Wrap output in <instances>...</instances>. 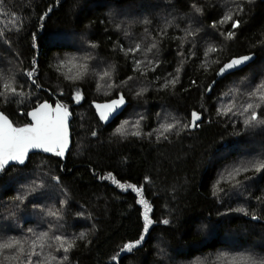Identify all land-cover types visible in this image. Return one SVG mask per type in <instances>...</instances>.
I'll return each instance as SVG.
<instances>
[{"label": "trees", "instance_id": "16d2710c", "mask_svg": "<svg viewBox=\"0 0 264 264\" xmlns=\"http://www.w3.org/2000/svg\"><path fill=\"white\" fill-rule=\"evenodd\" d=\"M243 56L251 59L217 75ZM72 57L87 64L80 80L65 78L79 70L67 63ZM33 66L35 84L25 75ZM0 73L25 93L0 97L14 127L29 124L27 111L42 100L72 112L64 162L34 153L0 172V242L15 238L25 248L17 260L4 259L16 249L0 250V264H27L33 242L34 264L49 256L52 264H156L158 246L181 260L233 252L260 264L240 247L264 243V170H255L264 163V125L246 127L250 113L240 112L259 102L248 93L264 82V0H0ZM118 95L125 107L102 124L91 102ZM226 107L232 112L217 114ZM193 111L199 126L181 131ZM256 111L264 120V106ZM126 120L127 135L116 134ZM175 121L161 136L160 126ZM239 161L246 171L225 173ZM41 232L49 233L43 248ZM57 235L74 247L57 251ZM251 248L264 256V245Z\"/></svg>", "mask_w": 264, "mask_h": 264}, {"label": "snow or ice", "instance_id": "6c2138e0", "mask_svg": "<svg viewBox=\"0 0 264 264\" xmlns=\"http://www.w3.org/2000/svg\"><path fill=\"white\" fill-rule=\"evenodd\" d=\"M198 11V10H197ZM40 19H44L43 16L40 17ZM226 19H231V16L227 17ZM239 26L238 22H235L232 24L233 29L237 28ZM233 36V33L229 32L227 34V38L231 39ZM92 47H95V45H91ZM156 45L153 44L152 48H155ZM141 46L139 44L136 45L135 48H129L125 51V54L127 55L129 52L135 53L140 50ZM124 51V49H121ZM152 49H148V51H151ZM212 51H215V49H212ZM77 58L72 57L68 60V64H71L73 68H79L78 71H76L72 75H65V78L68 80H80L87 74V64H80L76 65L73 63ZM251 57L249 56H243L240 58H233L229 63L225 64L222 68H220V71L217 73V75H224L226 72L232 69L238 68L240 65L245 64L247 61H249ZM137 65V68L139 67L141 61L135 62ZM33 65H35V61H33ZM60 66H65V62L61 61ZM180 69H177V72H179ZM36 72L35 66L32 67L30 71H27L25 73L28 80H30L33 84L36 83L34 79V73ZM111 75L110 72H104L101 76V78L109 77ZM129 79H132L129 77ZM179 77L177 76L176 79H172L166 82L164 87H167L169 84H171L173 87L178 82ZM0 80L3 82L0 83V97L4 98L5 101H7L10 97H21L23 98L25 96V93L22 89H19L15 86V78L8 79L7 77H4L3 73H0ZM193 84H195V81H193ZM112 87V85H110ZM212 85H209V91H211ZM260 89H264V82H262L261 85L258 86L256 90L253 92L248 93V96L250 98H257L259 102H249L246 105L243 106V111L240 112V115H244L245 113H250V115L244 119L243 123L246 127H255V126H261L264 125V120H261L258 116V112L256 109L261 108L264 106V92H261ZM144 91V90H142ZM141 93H137V95H140ZM77 101L80 99L79 94L76 96ZM125 103V99L123 95L119 97L118 100H113L110 104L106 105H97V109H102L99 112V116L101 120L108 121L111 119L112 114H114L116 111L119 110L120 106H122ZM232 112V107H226V108H218L217 114L218 115H228ZM28 116L31 117V123L26 124L22 127H14L12 122L8 119L7 116H5L3 113H0V170H3L6 165H9L10 162H16L18 164L23 165L26 161V158L28 156V153L31 149H42L45 152H53L55 151V154L57 156H63L65 149L68 147V133H67V119L70 115L68 112V109L61 105L60 103L56 104V107L53 109L47 101H45L42 104H39L36 106L31 112L27 113ZM201 119L200 113H197L196 111H193L191 113V122L189 124H185L181 131L186 128H195L198 127V121ZM129 122L123 121L122 125L117 127L115 129L116 134H120L121 136L127 135L125 131V126ZM140 121H136V125L138 126ZM180 124V121H175V123H168V124H162L160 127L163 129V131L160 133L161 136L164 135L165 132L172 131L174 128H176ZM158 131V130H154ZM133 135L139 136L140 132L137 131L135 133H132ZM179 134V132H177ZM93 136L96 135L95 132L92 133ZM166 138V137H165ZM257 172H261L264 170V163L256 166L255 169ZM236 174H239L240 171H246V169H240L237 168ZM231 177V174H230ZM239 183V182H238ZM121 188H124L125 186L123 184H119ZM129 188H133L135 191H141V189H136L135 186L129 185ZM32 191H35V189H32ZM215 195V193H213ZM17 199L23 200V197H17ZM64 202H61L63 205ZM244 211V210H240ZM47 215L55 217L57 220L60 218L58 212H48ZM253 219H256V217H253ZM152 223V221L149 219L147 212L144 214V232L148 231L149 225ZM163 223L167 224L168 221L165 220ZM29 232H32L33 229H28ZM85 233H80L79 239L85 238ZM49 237L48 232H41L37 236V241L40 242V247L43 248L44 241L46 238ZM144 239V236L141 235V237L136 240L134 243H125L123 245V250H127L131 252L137 245H139ZM54 240L58 242L57 245V251H63L64 253L69 252L74 247V241H70L67 239V237L64 236H55ZM36 243L33 242V251L31 254H29L26 257L27 264H34L33 257H38L40 255L39 252L35 251ZM3 249H16L17 255L12 257H5V260H17L20 258V255H22L25 251L24 245L20 240H17L15 238H10L8 242H0V250ZM64 260H67V256L65 255ZM112 259H116L114 256ZM223 259V257H221ZM56 260V257L49 256L47 258V264H52V261ZM254 264L253 261H251V258L249 257H240L239 260L237 258H233L231 264Z\"/></svg>", "mask_w": 264, "mask_h": 264}, {"label": "rangeland", "instance_id": "374dc122", "mask_svg": "<svg viewBox=\"0 0 264 264\" xmlns=\"http://www.w3.org/2000/svg\"><path fill=\"white\" fill-rule=\"evenodd\" d=\"M243 165H244V163L239 161L234 166V169H232L230 166L227 167L225 169V173L235 172V170L237 168H241ZM232 177H230V178H232ZM231 233L234 236L237 235L236 231H234V233L233 232H231ZM256 243H258L256 245H264V243H261L260 241H258ZM256 245H250V247H248L246 249L242 248V246H241L240 247V249H242L241 254L252 255L258 261L260 259V261H259L260 264H264V256L257 254V253H260L259 249L255 250V249L251 248V247H254ZM237 248H239V247L236 246V247L229 248V249H237ZM252 250H253V252H252ZM254 252L257 254L258 257L254 254ZM221 257H223V259H221ZM240 257H243V255H240ZM157 258H158V261L156 264H218V262H220V263L223 262V264H231L233 258H237V260H239V258L233 252L222 253V254L216 255L215 257H212V258L196 257L192 260H181L178 258H174V256H172L171 252L167 248L164 249L160 246H158V248H157ZM241 264H243V262H241Z\"/></svg>", "mask_w": 264, "mask_h": 264}, {"label": "water", "instance_id": "95a60500", "mask_svg": "<svg viewBox=\"0 0 264 264\" xmlns=\"http://www.w3.org/2000/svg\"><path fill=\"white\" fill-rule=\"evenodd\" d=\"M121 95H118V96H116V97H113V98H110V99H108V100H103V101H93V102H91V105H92V107H93V109H94V112H95V115L97 116V118H98V120L100 121V122H102V124H105V123H108V122H110L116 115H118L122 110H123V108L125 107V105H126V101H125V103L122 105V106H120V108H119V110L118 111H116L114 114H112V116H111V119L110 120H108V121H104V120H101L100 119V116H99V112L102 110V109H97V105H101V106H103V105H106V104H110L113 100H118L119 99V97H120ZM45 101H47L48 102V104L54 109L55 107H56V104L58 103V102H55V103H52V102H50L49 100H42V101H40L39 103H37L34 107H32V108H30L28 111H27V113H29V112H31L36 106H38L39 104H42V103H44ZM62 105V104H61ZM65 107V106H64ZM67 108V107H66ZM68 109V112H69V116H68V119H67V133H68V147L65 149V151H64V155L63 156H57L60 160H62V162H64V158H65V155L67 154V152L69 151V149H70V146H71V140H72V138H71V125H70V123H71V119H72V112H71V110L69 109V108H67ZM0 113H3L2 111H0ZM4 114V113H3ZM5 115V114H4ZM6 116V115H5ZM9 119V118H8ZM27 119H28V122L29 123H31L32 121H31V117L30 116H28L27 115ZM10 120V119H9ZM34 153H41V154H45V155H51V154H53V153H55V151H53V152H45V151H43L42 149H31L30 151H29V153H28V156L30 155V154H34ZM28 156H27V158H28ZM27 158H26V160H27ZM26 162V161H25ZM10 165H18V166H22L21 164H18V163H16V162H10L9 163V165H6L5 166V168L6 167H8V166H10ZM2 170H0V172H1Z\"/></svg>", "mask_w": 264, "mask_h": 264}]
</instances>
